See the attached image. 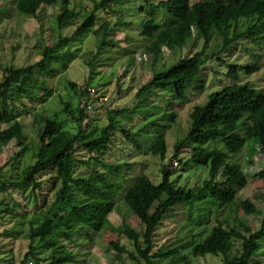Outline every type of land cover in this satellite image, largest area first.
<instances>
[{
  "label": "trees",
  "instance_id": "obj_1",
  "mask_svg": "<svg viewBox=\"0 0 264 264\" xmlns=\"http://www.w3.org/2000/svg\"><path fill=\"white\" fill-rule=\"evenodd\" d=\"M1 1V0H0ZM15 14L37 17L42 5L53 6L59 0H10ZM61 1V0H60ZM92 10L86 15L75 30L68 36L58 34L56 44L47 48L41 47V58L30 64L20 67L5 66L0 79V151L12 142L19 147L15 153L17 160L26 146V135L22 118L25 114L32 115L34 122L38 123L39 130L37 143L33 153V163L29 165L24 176L9 184L14 188H26L31 192L41 188L37 175L43 172H55L49 177L54 197L50 201H43L38 213L27 219L29 225L28 251L19 264H42L50 260V264H66L75 259V251L68 244L76 243L75 233H83L90 238L91 232H98L104 220L115 208V197L121 185L107 175L113 172L121 174V164L105 163L102 158L90 156L89 159H78L76 152L80 149L99 155L106 154L114 133L121 129L124 137L137 147L135 133L118 123L117 116L124 111L108 110V123L93 132L89 137H83L84 120L87 118V105L85 99L82 107H77L78 123L76 133L63 130L55 116L34 114V109L29 108L24 100H34L50 97L54 88L48 84L47 79L65 72L70 59L69 43L89 32L99 36L97 51L92 55L88 65L92 68L93 62L101 57L102 50L113 46L112 41H107L105 35L109 31V23L104 22L96 29L97 12L109 2L115 0H91ZM61 12L57 15V29L72 23L77 13L68 7L66 0ZM6 7L7 4L0 5ZM143 16L140 18L141 35L146 41L145 50L153 57L158 55V44H163L169 50L182 48L185 37L193 33L196 28L203 37L204 44L201 51L179 59L170 67L156 71L151 79L136 93L141 99L147 95H161L165 91H172L177 100L187 99V89L200 77L203 66L211 59L217 58L221 63L226 59L219 54L231 50V47L240 43L245 48L246 41L255 47L264 43L262 31L264 30V0H145V5L140 8ZM162 14V17H160ZM10 16L9 9L0 11V19ZM245 27L240 29L241 23ZM231 30V31H230ZM214 31H218L222 39V48L217 54H206L204 49L210 41ZM226 50V51H225ZM255 49L251 55L258 54ZM226 75L231 78L220 90L209 94L204 104L194 105L190 114V127L185 136L175 144V157L180 149L189 145L190 155L183 166L195 164L208 167V179L204 180L198 189H186L176 186L171 180L172 172L163 168L162 180L154 183L146 174H139L133 183L125 190L123 204L133 215L141 230L134 229L127 232L135 244V249L145 261L152 264L151 258H157L171 253L175 256L177 251L159 250L152 253L153 238L156 230L164 220L174 215L178 208L184 206L194 207V199L207 193L212 199V208L208 215L219 212L232 203L240 189L248 184V176L236 162H229L232 154L238 153L247 140H254L257 153L264 155V93L256 92L249 82L239 80L238 71L245 69V73H253L259 65L241 66L236 62L227 64ZM30 81V86L28 85ZM68 87L77 91V83L68 81ZM83 98L88 91L82 90ZM63 110L71 113L68 101L62 102ZM28 107V108H27ZM32 111V112H31ZM169 115V114H168ZM170 113V116H174ZM151 124H159L158 121ZM90 132V133H92ZM220 145L222 147H220ZM154 155L165 156L166 143L162 134L150 146ZM96 167L85 175H77L78 166H88L90 162ZM251 162V161H250ZM100 166V168L98 167ZM105 170V171H103ZM257 179L264 180V169L254 175ZM58 183V185H57ZM56 188V189H55ZM8 190V185L3 184L0 192ZM0 202V214L13 213L17 206ZM76 220V221H74ZM246 233H241L233 225L224 226L222 222L214 225L208 234L199 242L191 244L190 255L204 257L208 254L222 256L223 264H262L250 263V260L259 254L264 240V219L259 230L245 228ZM141 237V242L139 238ZM233 238L241 242L240 249L231 255ZM115 250V258L122 261V254L126 252L124 246L111 242ZM48 250L49 254L40 256L41 251ZM181 257L180 259H185Z\"/></svg>",
  "mask_w": 264,
  "mask_h": 264
},
{
  "label": "rangeland",
  "instance_id": "obj_2",
  "mask_svg": "<svg viewBox=\"0 0 264 264\" xmlns=\"http://www.w3.org/2000/svg\"><path fill=\"white\" fill-rule=\"evenodd\" d=\"M3 4L7 6L1 7L0 11L8 8L10 16L0 19V79L5 66L20 67L38 61L41 58V47H53L58 40L59 32L63 36L70 35L93 8L91 0H66L68 7L77 15L71 24L58 31L56 18L64 4L62 0L53 6L42 5L37 17L15 14L10 0H1L0 5ZM144 5L145 0L109 2L97 12L98 18L94 29L108 22L109 31L105 38L112 41L113 46L102 50L101 57L93 62L91 68L88 63L97 51L100 37L89 32L69 43L70 59L67 70L47 79L48 84L54 88L53 94L43 99L24 100L29 108L34 109L33 115L55 116L63 130L76 133L77 107H82V101L85 99L87 118L84 120L83 137L95 134L93 132L108 123V110L124 111L117 116L118 123L135 133L137 143L142 146L139 148L127 140L121 129H118L112 136L106 154L90 153L84 149L76 152L80 160L89 159L94 155L102 158L105 163L121 164V174L105 173L108 178L119 182L121 187L115 197L116 206L104 220L102 228L98 232H91V239L83 233L74 234L76 243L68 244V247L75 251L76 256L72 262L66 264H145L144 259L136 251L133 240L127 235L131 229L139 233L141 227L123 204L122 196L125 190L139 174H146L154 183L159 184L165 167L172 172L171 180L174 185L186 189H198L203 181L208 179V167L195 164L183 166L180 163L189 157L191 147L183 146L178 157H175V144L189 130V114L193 106L204 104L210 93L220 90L224 84L230 82L231 78L226 75L228 63L236 62L241 66L258 64V70L253 73H245V69L239 70V80L249 82L256 92L264 93V43L255 47L253 43L246 41V48L237 43L231 50L219 54L221 58L226 59L225 62L221 63L217 58L209 60L203 66L199 79L188 87L186 100H177L170 90L159 96L151 94L141 99L137 98V91L156 71L170 67L179 59L201 51L204 44L203 37L194 28L193 33L185 37L182 48L171 51L159 43L158 55L153 57L145 50L146 41L141 35L140 18L143 13L140 8ZM244 27L245 23L242 22L239 28ZM261 34L264 37V30ZM222 39V35L214 31L203 50L204 53H219ZM253 49L260 51L254 57L251 55ZM68 81L77 83L76 92L69 89ZM28 82L30 86V81ZM82 90L88 91L85 98ZM63 101L69 102L71 113L63 110ZM170 113L175 115L172 117ZM35 119L27 114L22 118L28 149L22 152L17 160L14 159V155L20 150L15 142L0 151V187L3 184L8 185V190L0 192V202L9 206H13L12 202L17 203L13 213L0 214V264H19L28 251L27 219L38 213L44 200H52L55 194L49 181V177L55 175L53 171L37 175L41 188L36 189L34 193L29 186L19 189L9 185L22 178L34 161L33 153L39 130ZM155 121L159 124L148 126V123ZM160 134L164 136L166 143L164 157L154 155L150 151V146ZM229 162H236L241 166L248 176V184L238 191L231 204L219 212L207 214L212 208V199L207 193L194 199V207L178 208L176 213L165 219L156 230L151 252L152 254L159 250L168 252L175 249L178 256L167 253L161 257L151 258L152 264H223L222 256L208 254L204 257H193L189 252L191 244L201 241L218 222H222L224 226L235 225L241 233H246V227L254 231L260 229L264 219V180L257 179L254 175L264 169V155L257 153L254 140H247L238 153L230 156ZM94 167L96 163L93 161L88 166H78L77 175L85 176ZM139 241H142L141 237ZM111 242L125 247L126 252L122 254V261L115 258ZM232 242L231 255H235L237 249L241 247V242L237 238H233ZM140 244L143 246L142 242ZM48 254L49 251L44 250L40 256ZM181 257L186 258L183 260ZM33 261L31 258L28 264H32ZM254 262L264 264V240L259 254L250 260V263ZM42 264H50V260Z\"/></svg>",
  "mask_w": 264,
  "mask_h": 264
}]
</instances>
